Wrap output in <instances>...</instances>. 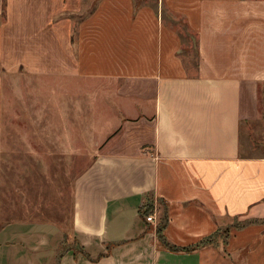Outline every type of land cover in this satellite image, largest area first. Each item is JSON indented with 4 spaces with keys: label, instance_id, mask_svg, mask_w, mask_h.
<instances>
[{
    "label": "crops",
    "instance_id": "crops-1",
    "mask_svg": "<svg viewBox=\"0 0 264 264\" xmlns=\"http://www.w3.org/2000/svg\"><path fill=\"white\" fill-rule=\"evenodd\" d=\"M5 9L0 58L93 81L117 123L75 179L69 233L6 224L0 264H264V156L242 146L243 123L261 112L264 0H6ZM245 218L258 222L215 245L169 249Z\"/></svg>",
    "mask_w": 264,
    "mask_h": 264
},
{
    "label": "rangeland",
    "instance_id": "rangeland-1",
    "mask_svg": "<svg viewBox=\"0 0 264 264\" xmlns=\"http://www.w3.org/2000/svg\"><path fill=\"white\" fill-rule=\"evenodd\" d=\"M5 3L0 0L1 23ZM20 61L0 58V228L53 224L65 236L75 179L102 150L116 116L94 97L93 81L30 72ZM259 99L260 117L242 125L245 155L264 156V88Z\"/></svg>",
    "mask_w": 264,
    "mask_h": 264
},
{
    "label": "trees",
    "instance_id": "trees-1",
    "mask_svg": "<svg viewBox=\"0 0 264 264\" xmlns=\"http://www.w3.org/2000/svg\"><path fill=\"white\" fill-rule=\"evenodd\" d=\"M195 53L197 55V47H196V42H195ZM196 65V64H195ZM147 208L144 212V217L147 216V213L149 211V209L152 208V200L150 198H148L147 200V204H146ZM261 222H264V219L263 220H260ZM255 222H258L257 219H249V218H245L243 220H235L233 222V224L227 226L226 228L224 229H218L216 230L215 232H213L211 235L209 236H206L204 238H202L201 240H199L196 244L192 245V246H189V247H183V248H180V247H176V246H169V249H174V250H193V249H196V248H200V247H204V246H207V245H215L214 243L219 239L221 238V234L224 233V236L225 237L231 228H241V227H244L246 225H249L251 223H255ZM163 218H162V221L160 222V224L158 225L157 227V234H158V237L160 239H162V227H163Z\"/></svg>",
    "mask_w": 264,
    "mask_h": 264
},
{
    "label": "built area",
    "instance_id": "built-area-1",
    "mask_svg": "<svg viewBox=\"0 0 264 264\" xmlns=\"http://www.w3.org/2000/svg\"><path fill=\"white\" fill-rule=\"evenodd\" d=\"M145 219H146L147 221H151V220L153 219V217H152V215H147V216L145 217Z\"/></svg>",
    "mask_w": 264,
    "mask_h": 264
}]
</instances>
